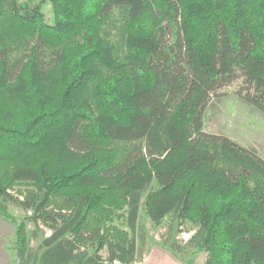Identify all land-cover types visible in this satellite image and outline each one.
<instances>
[{
    "label": "trees",
    "instance_id": "obj_1",
    "mask_svg": "<svg viewBox=\"0 0 264 264\" xmlns=\"http://www.w3.org/2000/svg\"><path fill=\"white\" fill-rule=\"evenodd\" d=\"M238 78L264 114V0H0V215L15 252L137 263L143 211L168 219L174 254L264 264V159L203 131L210 99Z\"/></svg>",
    "mask_w": 264,
    "mask_h": 264
},
{
    "label": "rangeland",
    "instance_id": "obj_2",
    "mask_svg": "<svg viewBox=\"0 0 264 264\" xmlns=\"http://www.w3.org/2000/svg\"><path fill=\"white\" fill-rule=\"evenodd\" d=\"M43 13L48 21L51 20V11L48 4L43 6ZM242 84V79L233 80L226 86L219 88L216 96L210 99L208 106L204 111L203 131L214 134H223L236 141L240 145L255 149L256 153L264 159V114L254 106L244 102L237 94V90ZM28 186L19 184L10 193L19 200H22ZM19 190V191H18ZM20 196L22 199H20ZM8 212L17 216H23L25 212L20 206L9 202ZM167 218H164L160 224H154L142 211L141 221L147 233V243L150 247L144 251L143 260L138 264H197L202 263L206 253L204 251H192L182 255L172 253L167 247L161 245L162 239L166 235ZM121 222V221H120ZM118 220L115 225L126 228ZM27 228L31 232L34 226L31 221H27ZM195 226L185 222L179 228V232L173 237L181 244L185 242L182 234L188 237L194 231ZM37 234L40 230L48 231L45 225L39 223ZM37 240L30 237V246L34 247ZM189 252V251H188ZM102 257H106V250L101 251ZM146 258V259H145ZM120 263V262H119ZM132 263V264H137ZM113 264V263H112Z\"/></svg>",
    "mask_w": 264,
    "mask_h": 264
},
{
    "label": "crops",
    "instance_id": "obj_3",
    "mask_svg": "<svg viewBox=\"0 0 264 264\" xmlns=\"http://www.w3.org/2000/svg\"><path fill=\"white\" fill-rule=\"evenodd\" d=\"M14 243L15 228L13 223L0 215V264H15L17 252H15Z\"/></svg>",
    "mask_w": 264,
    "mask_h": 264
},
{
    "label": "water",
    "instance_id": "obj_4",
    "mask_svg": "<svg viewBox=\"0 0 264 264\" xmlns=\"http://www.w3.org/2000/svg\"><path fill=\"white\" fill-rule=\"evenodd\" d=\"M15 264H26L25 263V256L21 252H17L15 255Z\"/></svg>",
    "mask_w": 264,
    "mask_h": 264
},
{
    "label": "built area",
    "instance_id": "obj_5",
    "mask_svg": "<svg viewBox=\"0 0 264 264\" xmlns=\"http://www.w3.org/2000/svg\"><path fill=\"white\" fill-rule=\"evenodd\" d=\"M20 199H22V197L20 196ZM28 214H30L31 212L30 211H27ZM49 234V231H46L45 232V235H48ZM182 237L184 238V240H187L188 236L186 234H182ZM113 264H121L119 263L118 261H113Z\"/></svg>",
    "mask_w": 264,
    "mask_h": 264
}]
</instances>
